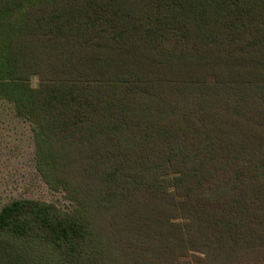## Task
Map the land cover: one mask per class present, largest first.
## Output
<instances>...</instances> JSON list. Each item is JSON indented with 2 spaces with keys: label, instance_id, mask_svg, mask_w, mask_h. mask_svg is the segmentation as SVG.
Listing matches in <instances>:
<instances>
[{
  "label": "trees",
  "instance_id": "1",
  "mask_svg": "<svg viewBox=\"0 0 264 264\" xmlns=\"http://www.w3.org/2000/svg\"><path fill=\"white\" fill-rule=\"evenodd\" d=\"M0 105V264H264V0H0Z\"/></svg>",
  "mask_w": 264,
  "mask_h": 264
},
{
  "label": "rangeland",
  "instance_id": "2",
  "mask_svg": "<svg viewBox=\"0 0 264 264\" xmlns=\"http://www.w3.org/2000/svg\"><path fill=\"white\" fill-rule=\"evenodd\" d=\"M34 147L29 127L0 105V207L12 198L30 197L55 202L68 201L62 192L48 188L34 166Z\"/></svg>",
  "mask_w": 264,
  "mask_h": 264
}]
</instances>
